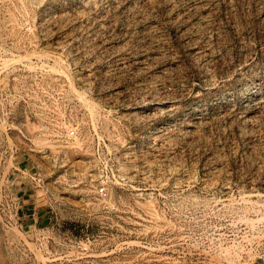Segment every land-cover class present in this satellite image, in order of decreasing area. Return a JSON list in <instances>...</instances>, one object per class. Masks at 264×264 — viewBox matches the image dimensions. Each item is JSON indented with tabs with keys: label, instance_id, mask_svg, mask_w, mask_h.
<instances>
[{
	"label": "rangeland",
	"instance_id": "obj_1",
	"mask_svg": "<svg viewBox=\"0 0 264 264\" xmlns=\"http://www.w3.org/2000/svg\"><path fill=\"white\" fill-rule=\"evenodd\" d=\"M0 60V264H264V0H0Z\"/></svg>",
	"mask_w": 264,
	"mask_h": 264
},
{
	"label": "built area",
	"instance_id": "obj_2",
	"mask_svg": "<svg viewBox=\"0 0 264 264\" xmlns=\"http://www.w3.org/2000/svg\"><path fill=\"white\" fill-rule=\"evenodd\" d=\"M31 28L26 27L25 31L30 32ZM1 61V60H0ZM19 65V63H16L12 69H16V67ZM11 69V68H10ZM10 69H5L3 66H0V74H7ZM22 68L19 67V70ZM16 77H13L15 79ZM10 81V78H8ZM9 85V82H8ZM44 96V90H42L41 94ZM3 98L0 96V164L3 156L5 154H10V153H17L18 155H26L28 154V151H25V149H21L16 141L14 139L16 138H22L29 140L30 142L32 141L31 138L25 136L23 132L20 133V131H17L15 129L16 124L13 120V117L9 110H7V107L4 105V102L2 100ZM26 101V100H24ZM55 118H51V121H54ZM77 128L71 127V128H63L61 123L58 122L57 128H55L52 137L53 140L55 141V148L52 149L50 148L49 145L42 147L40 149H31L33 152L40 153L44 158L48 157V159H51L55 162V166L59 167H64L67 162V147H68V141L67 139H74L77 136ZM24 137V138H23ZM33 144V142H31ZM33 148V147H32ZM26 164V163H25ZM23 165V164H22ZM21 164L19 166H15V169L19 173L29 175L28 174V168H23ZM39 176V175H38ZM31 183H33L35 186H41L43 183V178L39 177H33L30 176ZM18 180L16 179H11L8 182V186H14L17 185ZM4 185V182L3 184ZM7 193V192H6ZM96 193L100 198H105L108 195L107 187L104 184H100V186L97 188ZM12 202H13V207L9 212L5 214L6 217L9 218H20V214L22 212V200L17 196L13 195L12 193Z\"/></svg>",
	"mask_w": 264,
	"mask_h": 264
},
{
	"label": "crops",
	"instance_id": "obj_3",
	"mask_svg": "<svg viewBox=\"0 0 264 264\" xmlns=\"http://www.w3.org/2000/svg\"><path fill=\"white\" fill-rule=\"evenodd\" d=\"M19 192H21L24 204V211L22 218L23 223L28 227H37L39 225L50 224V216L46 209L38 203V200L33 196L30 184H18ZM26 186H29L28 188Z\"/></svg>",
	"mask_w": 264,
	"mask_h": 264
},
{
	"label": "bare ground",
	"instance_id": "obj_4",
	"mask_svg": "<svg viewBox=\"0 0 264 264\" xmlns=\"http://www.w3.org/2000/svg\"><path fill=\"white\" fill-rule=\"evenodd\" d=\"M59 65V64H58ZM54 66V65H53ZM67 70V69H66Z\"/></svg>",
	"mask_w": 264,
	"mask_h": 264
}]
</instances>
